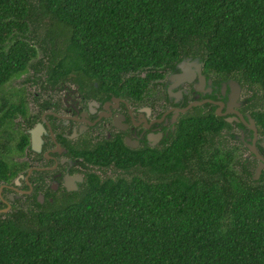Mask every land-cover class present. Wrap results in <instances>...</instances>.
<instances>
[{
    "label": "trees",
    "instance_id": "16d2710c",
    "mask_svg": "<svg viewBox=\"0 0 264 264\" xmlns=\"http://www.w3.org/2000/svg\"><path fill=\"white\" fill-rule=\"evenodd\" d=\"M187 56L240 82L264 135V0H0V96L30 68L29 81L87 74L137 95ZM9 92L1 147L20 153L28 136L6 126L26 93ZM225 130L199 106L162 150L99 149L115 177L0 216V264H264V171L253 179L256 160Z\"/></svg>",
    "mask_w": 264,
    "mask_h": 264
},
{
    "label": "flooded vegetation",
    "instance_id": "af4514ba",
    "mask_svg": "<svg viewBox=\"0 0 264 264\" xmlns=\"http://www.w3.org/2000/svg\"><path fill=\"white\" fill-rule=\"evenodd\" d=\"M185 59L189 61L180 67ZM184 70L190 80L171 79V75ZM160 73L164 77L153 80L137 95L117 94L87 74H71L57 80L45 75L36 77V81L27 77V85L37 89L29 92L22 88L27 112L19 113L6 129L14 126L18 136H28V142L20 153H8L0 141L6 165L0 169V216L5 218L38 202L60 203L71 194H83L91 178L115 177L118 169L112 163H103L99 149L125 145L130 150H162L174 136L180 117L199 106L215 114L221 111L219 116L232 124L231 133L241 152L247 150L244 158L256 160L257 168L260 159L246 145L253 143L255 134L248 125L247 114L251 113L246 109L242 85L238 101L241 104L233 107L231 78H220L214 71H206L199 56L183 57L174 69H161ZM5 100L12 101L15 97ZM5 100L2 98V104ZM198 101L203 103L195 104ZM263 140L264 135L258 129L255 144L264 156Z\"/></svg>",
    "mask_w": 264,
    "mask_h": 264
},
{
    "label": "water",
    "instance_id": "95a60500",
    "mask_svg": "<svg viewBox=\"0 0 264 264\" xmlns=\"http://www.w3.org/2000/svg\"><path fill=\"white\" fill-rule=\"evenodd\" d=\"M189 59V58H188ZM188 59H185L183 60L179 66L180 67H183V65L185 64L186 61H189ZM198 60V59H196ZM199 66H201L202 64L201 63H198ZM171 79L175 80V79H189L190 80V77L187 76V72L184 70L183 73H176V74H173L171 75ZM230 85L232 86V93H231V105L233 107L235 106H239L241 104V102H238L239 101V98L241 97V92H242V86L240 84V82H238L236 79L234 78H231L230 79ZM204 101H207V100H204ZM203 103V101H198V102H195V104H201ZM193 104L185 107V108H182L181 111H186L189 107H191ZM238 114H241L240 111L238 110H235ZM217 114L220 115L221 114V111L218 110L217 111ZM242 116V115H240ZM243 117V116H242ZM247 117H248V125L254 130V134H255V137H254V141L252 144L250 143H246L247 146H249L250 150L252 152H254L257 156V158L260 159L259 161V164L256 168V171H255V174L253 176V179L255 180H258L260 177H261V174L264 170V156L262 154L259 153L257 147H256V144H255V140H256V137H257V132H258V127L256 125V121L255 119L252 117L251 114H247ZM232 118H228V121H231ZM244 120V119H243ZM245 121V120H244ZM33 142L36 144V134L34 133V130H33ZM263 146H264V140H263Z\"/></svg>",
    "mask_w": 264,
    "mask_h": 264
},
{
    "label": "rangeland",
    "instance_id": "374dc122",
    "mask_svg": "<svg viewBox=\"0 0 264 264\" xmlns=\"http://www.w3.org/2000/svg\"><path fill=\"white\" fill-rule=\"evenodd\" d=\"M42 56V51H39V55H38V58H36L33 62H35L36 60H38L40 57ZM32 70L33 69H28L27 72H25L24 74L20 75V76H16L14 77L12 80H10L5 86H4V89H3V92L0 96V106L2 104V98H8L9 96H11L10 94V90L12 91H15V90H19V89H22V88H27V90L29 92H33V90H36L37 88L36 87H30L29 85H27V83L25 82V79L27 77H30L32 75ZM9 130L10 132H12L14 135L18 136L19 135V131H17V129L14 127V126H10L9 127ZM232 131L228 132V131H224L223 132V135L226 137V139L229 141H235V138H233V136L231 137ZM238 134H239V131H238ZM233 139V140H232ZM1 141V139H0ZM247 152V150H243V154H245ZM8 158L9 156L6 155Z\"/></svg>",
    "mask_w": 264,
    "mask_h": 264
}]
</instances>
